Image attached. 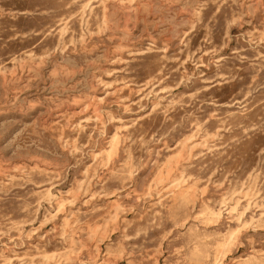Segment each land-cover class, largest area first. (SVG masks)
I'll list each match as a JSON object with an SVG mask.
<instances>
[{"label":"rangeland","instance_id":"obj_1","mask_svg":"<svg viewBox=\"0 0 264 264\" xmlns=\"http://www.w3.org/2000/svg\"><path fill=\"white\" fill-rule=\"evenodd\" d=\"M0 264H264V0H0Z\"/></svg>","mask_w":264,"mask_h":264}]
</instances>
